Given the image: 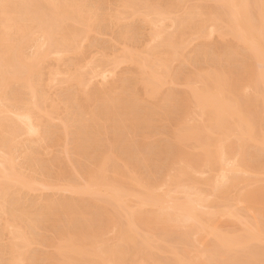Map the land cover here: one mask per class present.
I'll return each mask as SVG.
<instances>
[{
  "label": "bare ground",
  "instance_id": "1",
  "mask_svg": "<svg viewBox=\"0 0 264 264\" xmlns=\"http://www.w3.org/2000/svg\"><path fill=\"white\" fill-rule=\"evenodd\" d=\"M90 4L83 0H0V242L3 239L6 244L0 243V264H37V254H29L30 246L38 241L36 232L40 231L35 230L46 221L59 229L64 221L76 220L84 221L83 225L78 222L79 227L72 228V224H63L65 228L53 230L54 238L39 233L42 239L52 238L48 242L52 250L45 254L50 264H264V0H117L104 16ZM102 17L118 28L115 39L122 48L113 54L100 49L103 57L99 54L101 59L97 58V52L89 56L99 61L93 58L98 62H91L87 56L88 62L82 43L89 41L91 31H98ZM132 19H142L150 28L143 47L133 37ZM213 34L222 41H205L195 48L206 59L211 56L212 62L183 78L174 62L181 56L186 60V48L193 40H208ZM81 50L88 68L80 58ZM66 55H71V63L65 62L66 74L57 66L45 73L43 61L53 57L58 63ZM80 59L85 68L78 64ZM238 61H244L235 66L239 70L232 66ZM107 63L112 66L108 68ZM122 63L134 66L129 74L135 78L128 80L122 74L112 83L106 82ZM97 77L106 80V85L100 81L102 88L89 91L87 87ZM124 77L135 80L136 85L126 81L134 86L129 88ZM177 80L187 86L184 92L165 90L164 84ZM62 81L71 82L67 85L75 90L73 95L65 93L68 99L72 96L77 110L71 109L78 124L72 121L78 137L73 138L76 146L72 147L76 156L87 157L90 151L89 157L94 158L99 133L110 129L114 132V140L109 141L112 146L114 141L125 148L119 155L113 147L106 153L100 151V158L84 168L82 185L70 179L72 175L64 182L44 181L41 175L48 171L44 164L42 173L36 171V164L33 170L36 147L32 144L37 139H51L49 135L59 131L51 120L64 119L58 116L60 103L66 99L59 97V102L51 92ZM177 104L182 105V114L175 107L181 115L172 119L174 126L169 130L173 153L170 150L172 156L161 176L153 179L150 170L148 175L141 172L139 159L136 164L131 161L126 149L132 142L134 145L135 134L150 137L152 123L169 118ZM64 120L68 134L70 123ZM24 135L38 137L26 144ZM154 141L151 146L156 145ZM253 143L261 150L257 145L252 149L260 152L251 149ZM145 144L150 142L139 148ZM144 146L145 152L138 149L139 164L150 167L157 159L152 154L157 153ZM162 147L155 150L160 156ZM18 151L32 168L25 169L24 159L18 162ZM256 153L263 154L261 160L254 159ZM38 186L89 194L93 196L89 200L101 202L95 205L94 200L93 206L89 201L91 208L89 202L73 196L50 197L40 204V210L29 211V205L21 201L22 191L41 190Z\"/></svg>",
  "mask_w": 264,
  "mask_h": 264
},
{
  "label": "rangeland",
  "instance_id": "2",
  "mask_svg": "<svg viewBox=\"0 0 264 264\" xmlns=\"http://www.w3.org/2000/svg\"><path fill=\"white\" fill-rule=\"evenodd\" d=\"M84 2H86L87 3V6H88V4L89 3H91L90 4V6L91 5H94L95 3V1H96V5H94V6H96V7H98V8H100L99 10L97 9V12L99 13V12H101V14L104 16V12H106L107 13V11L109 10H111V9H114L115 8V3L117 2V0H83ZM195 2V1H194ZM206 1H204L203 3H205ZM190 4H192V1H191V3ZM206 4L207 5H212V4H214L212 1H207L206 2ZM215 5V4H214ZM214 5H212V6H214ZM103 12V13H102ZM101 15V16H102ZM106 15V14H105ZM107 17V16H106ZM104 18V17H102L101 19H100V22L98 23V27H97V30L98 31H91L90 32V38H89V41H86V40H88V39H86V40H84L83 42L84 43H82L84 46H83V50H84V52L86 53V58H87V56L89 57V58H91L92 56H89V55H95V53H97V55H95V56H97V58L99 57V59H101V54L103 53H101V51H100V53H99V50L100 49H103L102 51H106V52H108V53H111V54H113L114 52H116V50L119 48H122V43L120 42L119 43V40L118 39H115V38H118L119 37V30H118V28L116 27V26H114V24L110 21V19L109 18ZM128 19H126V21H127ZM129 21H131L130 22V28H131V30H133V32H135V33H133V37H134V39H135V41H138L139 40V46L140 45H144V43H145V39H146V36H147V34H148V30L150 29V28H148V24L145 22V21H142V19L140 20V19H132V20H129ZM128 21V22H129ZM122 22H124V20L122 21ZM133 23V24H132ZM144 23H146V24H144ZM133 25V26H132ZM145 26V27H144ZM112 28V29H111ZM134 28V29H133ZM143 28H144V30H143ZM145 28H147V29H145ZM135 29H137V30H135ZM115 30V31H114ZM117 30H118V32H117ZM146 33H145V32ZM144 32V33H143ZM141 33H143V34H141ZM141 35V36H140ZM137 36V37H136ZM143 36V37H142ZM145 36V37H144ZM89 37V36H88ZM143 39H142V38ZM137 39V40H136ZM208 40H193V42L192 43H190L189 44V46L186 48V56H188L187 58H186V60L185 59H183V58H185V57H183V56H181V57H183L182 59H181V57L179 58V59H181V60H179L178 59V61L176 60L175 62H174V64L173 65H175V67H177V68H179V70H181V74H183L182 76H183V78H184V74H187L188 73V75L189 74H191L192 72H194V71H197L199 68L201 69V68H203V67H205V66H207L208 65V63H210V62H212V59H210V57L208 58V59H206L204 56H203V54L201 55V53L199 54L198 52H196L195 51V48H197V46H200V45H202V43L203 42H208V43H218L219 41H222V39L220 38V37H218L216 34H213L211 37H210V39L209 38H207ZM91 40V41H90ZM118 40V41H117ZM119 43H117V42ZM201 41V42H200ZM198 43H200V44H198ZM121 44V45H120ZM140 47H143V46H140ZM85 48V49H84ZM29 50H33V47H31V49L29 48ZM115 50V51H114ZM197 50V49H196ZM117 51H119V50H117ZM191 51H192V53H191ZM105 52V53H106ZM195 54H194V53ZM81 54V57L80 56H77V57H80V58H84L83 59V61L80 59L79 61H78V64H80L79 62H81V64L82 65H84V68H85V66L87 65V63L88 62H98L99 61V59H97V58H95L94 56H93V58L94 59H96V60H98V61H96V60H94L93 58H91V59H89V58H87V60H88V62L86 63L85 62V55L83 56V54L84 53H82V50H81V52H80ZM99 54L101 55V56H99ZM107 54V53H106ZM79 55V54H78ZM108 55V54H107ZM195 55V56H194ZM68 56H71V55H66V56H64V59H61V61H59L58 63H57V61L58 60H55L53 57L51 58V57H49V59L50 60H48V59H46V60H48V61H43V65L42 66H44V67H42V68H44L43 70H45V73L46 72H48V71H50L51 72V70L52 69H55V67L56 68H60L61 69V71H63L64 69H66L65 71L67 72V65L68 64H70L71 62H69L68 61ZM83 56V57H82ZM72 57H75V56H73L72 55ZM103 57V56H102ZM242 56H240V58H241ZM199 58V59H198ZM54 59V60H53ZM237 59H239V57L237 58ZM86 60V61H87ZM194 60V61H193ZM240 60H242V58L240 59ZM244 60V59H243ZM65 62H68V64L66 63L65 64ZM85 63V64H83V63ZM239 62L240 63H243L244 61H238L235 65L233 64L232 66L236 69H241V67L240 66H238V67H235V66H237V64H239ZM80 64V65H81ZM96 64H98V63H95V64H93L94 66L96 65ZM108 64V63H107ZM180 64H181V67H179L180 66ZM257 66H258V68L259 67H262L261 66V64L258 62V64H257V62L255 63ZM54 65V66H53ZM81 65V66H82ZM255 65V66H256ZM51 66H53L54 68H51V69H49ZM72 66V65H71ZM78 66V65H77ZM76 65H75V68L77 67ZM97 66V65H96ZM112 66V65H111ZM111 66H109V64H108V68H110ZM119 66V67H118ZM117 67H115V71H114V73L116 72V70H117V73H113V74H110V75H108V78H106V82H111L112 80H117L119 77H121V76H124L125 74L126 75H128L127 77V79L128 80H133V78H135V77H132V75H130V74H132V73H130L129 72V70L131 71V69L134 67H132V64L131 63H122V64H120V65H118ZM132 68H131V67ZM231 66V67H232ZM256 66V67H257ZM89 66L87 65L86 66V68H88ZM232 67V68H233ZM58 68V69H59ZM68 68H69V66H68ZM73 68H74V64H73V66H72V70H73ZM114 68V67H113ZM183 68V69H182ZM59 69V70H60ZM96 69H100V67H97ZM128 70V71H127ZM182 70H184L185 71V73H184V71H182ZM192 70V71H191ZM65 71H63V73H65ZM123 72H126V73H123ZM63 73H61L62 74V76H61V74L59 75V77L60 78H62L63 79ZM130 73V74H129ZM48 74H50V73H47L46 75L48 76ZM66 74V73H65ZM64 74V77L66 78V75ZM122 74H124V75H122ZM181 74H180V77H181ZM126 75H125V77H126ZM110 76V77H109ZM124 77V78H125ZM132 79H131V78ZM179 77V78H180ZM64 78V79H65ZM98 78V80L99 81H97L96 79ZM97 78H94V83L93 82H91L90 84H91V86H90V84H89V86L88 87H90V88H88L87 87V89L89 90V91H91V90H95L96 89V87L97 88H102V84H103V86L104 85H106V82L104 81V80H102L100 77H97ZM116 78V79H115ZM130 78V79H129ZM178 78V79H179ZM127 79L125 78V84L129 87V85H130V87L132 88V87H134L133 86V84L134 85H136L135 84V80H134V82L133 81H127ZM96 80V81H95ZM93 81V80H92ZM100 81H104L105 82V84L104 83H100ZM129 82V83H131V82H133V84H132V86H131V84H128L127 82ZM182 81H183V79H182ZM114 82V81H113ZM67 83L68 84H71V82H64L63 83V81L60 83V84H57L56 86H55V88H52V94H53V92H54V95L53 96H55V95H57V97H58V99H59V102H61L60 100L61 99H63V101H65V99H66V102L68 101V103H69V106L73 103V99L71 100V95H70V101H69V99H68V94L67 93H71L72 95H73V91L75 92V90H74V88H73V86H70V85H67ZM112 83V82H111ZM93 84V85H92ZM101 84V85H100ZM109 84V83H108ZM67 85V86H66ZM166 85V86H165ZM16 86V87H15ZM14 86V89L16 88V90H17V88H19V87H17V85H15ZM126 86V87H127ZM164 86H165V88H167V89H165V90H168V89H170V90H174V91H176L177 93H179L178 92V90H180V91H183L184 92V90L185 89H187V86L185 85L184 86V83L183 82H181V81H179V80H177V82L175 83V84H169V83H167V84H164ZM164 86H163V88H164ZM129 87V88H130ZM68 88H70L69 89V91H68ZM72 88H73V90H72ZM137 88L140 90V91H142V86H141V84H140V87H139V83H138V85H137ZM66 89H67V91H66ZM86 89V90H87ZM16 90H13V91H16ZM20 90V89H19ZM70 90H72V92L70 91ZM93 90V91H94ZM163 91H164V89H162ZM162 91V92H163ZM20 92V91H19ZM65 92H67V93H65ZM13 94V93H12ZM75 94V93H74ZM81 96H82V94H80ZM143 95V94H142ZM81 96H79V97H81ZM56 97V98H57ZM61 99H60V98ZM143 97H144V95H143ZM158 98V97H157ZM157 98H151L150 100H153V101H155ZM66 102H64V104H63V102L62 103H60L61 105H63V106H61L60 107V109H61V111H59L60 112V116H58V118L59 117H61V116H63V118L65 119H62V117L60 118V119H62V120H64L65 122H67V120H69V119H67L68 117H65V115L66 116H69V118H70V120L71 121H69V122H67L70 126V130H69V133L67 134V133H65V131H64V129H63V121L61 120H59V119H53V120H51V124H54L55 123V125L54 126H57V127H59L58 129L57 128H55V130L57 129V130H61L60 132L59 131H57V132H59V134H55V133H57L56 131L55 132H53L52 134H50L49 135V137L51 138V139H49L48 137V139H37L36 141H37V144H36V142L34 143V144H32L33 146H31V147H36L34 150L36 151L35 152V158L37 159V162H36V159H35V161L33 160V163H34V165H33V170L34 169H36L37 168V172H39V171H41L40 169L42 168V166L44 167V165H45V170L48 172V174H46V173H44L43 175H41V177L43 178V177H45V178H43V180L44 179H47L49 182H54V181H56V182H62V180H63V182L66 180V178L68 177V179L70 178V176H71V178L70 179H72V180H75V182L77 181V182H80L81 183V185L82 184H84L85 183V178H84V176L86 175H84V173L83 172H85L86 173V170L90 167V166H92V164H94V163H90V162H92V161H97V159H99L100 158V156H101V154L102 153H100V151L102 152V150H103V152H105L106 153V151H108L109 150V148L110 147H113V148H111V149H114V151L116 152V153H118V151L120 152L121 151V153L123 152L122 151V149L123 148H119V147H121L120 146V144H118L117 145V142H116V144L114 143V141H113V145L114 146H112V144H111V139L112 140H114V135H112L114 132H112L111 131V129L110 130H106V131H108V132H105V131H103L102 132V130H101V132L102 133H99L100 134V136H98V140L99 141H97L98 143H94V145H96V147H94V146H92V147H94V148H92V150L94 149L95 151H93L92 152V150H91V152L93 153V155H94V153H95V155H94V158L92 157V155H91V157H89V155L91 154L90 153V151H89V155L87 156V157H81L82 158V161H81V158L80 157H78V155L76 156V152L74 151L75 149H73L72 147H74V146H76V143H75V140H77L78 139V137H77V134L75 133L74 134V132H76V128L73 126L74 124L72 123V121L75 123L76 122V119H75V116L76 115H73L72 116V112H71V109H74L75 111H77L75 108H76V106H74V103L71 105V106H73V107H69L70 108V111H69V113H70V115H67L66 114V111H65V107H67L66 105H68V103L67 104H65ZM64 105H65V107H64ZM175 107H181V109H182V105H180V104H177V106L175 105L174 107H173V110L170 112L169 111V115H170V117L169 118H164L162 121H160V123L158 122L159 120H160V118H158V116L156 117V118H158L157 120L158 121H156L157 123L156 124H153L152 123V130L153 131H151L152 133H150V137H148V138H144L142 135H141V132H140V134L139 133H137V134H139V135H137L136 136V134H135V136H136V139H135V136H134V145H133V142L131 143V149L129 148V145L127 146V151L129 150L130 151V155L132 156V157H130V159H131V161L133 160L134 161V163L137 161V159H139L137 162H138V164L137 165H140L141 167H140V169H142V171L141 172H143L144 171V174L146 173V171H147V173H148V171L150 170L152 173L150 174V171H149V177H151V178H153V177H155L156 178V175H158V176H161V173H163L164 171H163V169L165 170V168H166V164H168L167 162H166V160L167 159H169V161H170V157L172 156V153H173V144L171 143V141H172V137L170 136V134H169V130L171 129V128H173V122H175L174 120L172 121V119H174L175 117H176V115H179L177 112H178V110L180 109H178L177 111H175L177 108H175ZM64 108V109H63ZM68 108V107H67ZM68 108V109H69ZM181 109L179 110L180 112H181V114H182V111H181ZM63 110H64V112H63ZM73 110V111H74ZM74 111V112H75ZM78 112H79V110H78ZM174 112H176V113H174ZM62 113L64 114V115H62ZM168 113V112H167ZM74 114V113H73ZM75 114H77L76 112H75ZM175 115V116H172L171 117V115ZM180 114V115H181ZM165 115L167 116V114L165 113ZM164 115V116H165ZM179 115V116H180ZM72 116V117H71ZM178 116V117H179ZM73 120H72V119ZM67 119V120H66ZM177 119V118H176ZM75 120V121H74ZM52 121H53V123H52ZM155 123V122H154ZM77 124V122L75 123V126H77L76 125ZM153 125H155V126H153ZM61 127V128H60ZM157 127V128H156ZM54 129V128H53ZM73 129H75L74 130V132H73ZM172 130V129H171ZM62 132H64L63 134H62ZM105 133H107V134H105ZM109 133V134H108ZM111 134V135H110ZM52 135V136H51ZM73 135V136H72ZM34 136V135H33ZM33 136H30V138L32 137L33 138ZM36 137H38V135H35ZM34 136V138L33 139H36V137ZM68 136V137H67ZM77 138H76V137ZM107 136V137H106ZM113 136V138H111ZM144 138H142V137ZM72 137V138H71ZM75 137V140L73 139ZM102 137H103V139H102ZM25 138V139H24ZM24 140L26 141V138H27V142H26V144L28 143V142H30L31 143V141H30V138H28V137H26L25 135H24ZM32 138H31V140H32ZM66 140H65V139ZM99 138H101V139H99ZM41 140V141H40ZM103 140H105V141H103ZM155 140V141H154ZM24 141V142H25ZM38 141H40V142H38ZM66 141V142H65ZM109 141H111V142H109ZM146 141V143L147 142H150V145L148 146V144H145V146L144 145H142V146H144V149H147V147H146V145L150 148V146H151V141H152V144H153V141L156 143V145H152L151 146V148L150 149H152L153 150V152H155V153H157V155L156 154H152L153 152H152V150H151V152H150V150H149V153H151L152 155H153V157H154V161H155V158H157L156 159V164L155 165H153V163H155V162H153L152 163V166H150V167H145L143 164H139L140 162H141V160H140V156L138 155V153L140 152V151H142V152H145V150L143 151V148H142V146H140V148H139V144L141 145V143H144ZM157 141V142H156ZM68 142V143H67ZM70 142V143H69ZM77 142V141H76ZM102 142V143H101ZM109 142V143H108ZM139 142V143H138ZM141 142V143H140ZM74 143H75V145H74ZM159 143H160V145L161 146H163L161 149H163V150H165L166 149V146H167V149H169L168 151L166 150L165 152L163 151V150H161L162 152H163V154L160 156L158 153H160L161 154V152H159V151H155V150H157L159 147H160V145H159ZM173 143H174V141H173ZM107 144V145H106ZM111 146H110V145ZM136 144V145H135ZM157 144H158V148L157 149H155L156 147H154V146H157ZM29 145V144H28ZM35 145V146H34ZM93 145V144H92ZM132 145H133V147H132ZM255 145H257V144H255V143H253V146L251 145V149H252V147L254 148V149H256V146ZM25 146V145H24ZM118 148H117V147ZM124 145H122V147H123ZM171 146V149L169 148ZM258 146V145H257ZM68 147H69V149H70V151L68 150ZM115 147V148H114ZM135 147V148H134ZM146 147V148H145ZM259 147V149L261 150V147L260 146H258ZM23 147H21L20 148V152H21V149H22ZM102 148V149H101ZM132 148H133V151H132V154H131V150H132ZM38 149V150H37ZM101 149V150H100ZM125 149V148H124ZM123 149V150H124ZM135 149V150H134ZM138 149H139V152H138ZM141 149V150H140ZM254 149H252V150H254ZM258 149V148H257ZM258 149V150H259ZM23 150V149H22ZM137 150V151H136ZM170 150H172L171 152L172 153H169L170 152ZM257 150V151H258ZM260 150H259V152H260ZM73 151V152H72ZM135 151V152H134ZM147 152H148V150H146ZM254 151H256V150H254ZM256 151V152H257ZM19 152V151H18ZM20 152L18 153L19 155H18V162L19 163H21L20 161L21 160H23L22 162L23 163H25L24 164V166H26V164H27V166L25 167V169L27 168L28 169V165H29V167H31L30 166V164L29 163H27L26 161H25V158H23L22 159V156L23 155H21L20 154ZM74 152H75V154H74ZM97 152H98V154L100 153V155L98 156V154H97ZM146 152V154H148ZM22 153V152H21ZM39 153V154H38ZM120 153V154H121ZM74 154V155H73ZM136 154H137V156H136ZM170 154V155H169ZM257 154L259 155L258 157H256L257 156ZM21 155V156H20ZM97 155V156H96ZM118 155H119V153H118ZM152 155H150V157L152 158ZM156 155V156H155ZM20 156V157H19ZM38 156V157H37ZM98 157V158H96V157ZM122 156L123 157H126L127 155H125L124 156V153L122 154ZM160 156V157H159ZM169 156V157H168ZM256 156H255V160L257 161V159H259V160H261L262 159V157H263V154L262 153H256ZM57 157V158H56ZM134 157V158H133ZM139 157V158H138ZM168 157V158H167ZM54 158H56V159H54ZM71 158V159H70ZM78 160H77V159ZM84 158V159H83ZM133 158V159H132ZM159 158V159H158ZM20 159V160H19ZM38 159H39V161H38ZM74 160V159H76V160H74V161H71V160ZM79 159H80V162L81 163H79ZM96 159V160H95ZM153 159V158H152ZM88 160V161H87ZM164 160V161H163ZM258 160V161H259ZM78 161V162H77ZM160 161V162H159ZM168 161V162H169ZM73 162V163H72ZM136 162V163H137ZM23 163H22V165H23ZM32 163V162H31ZM40 163V164H39ZM76 163V164H75ZM135 163V164H136ZM142 163V162H141ZM35 164L37 165L36 166V168L34 167L35 166ZM42 164V165H41ZM44 164V165H43ZM84 164V165H83ZM91 164V165H90ZM21 165V166H22ZM39 165V166H38ZM46 165H47V167H46ZM77 165V166H76ZM88 165H89V167H88ZM166 165V166H165ZM23 166V167H24ZM88 168H87V167ZM154 166V167H153ZM162 166V167H161ZM41 167V168H40ZM79 167H80V169H79ZM83 167V168H82ZM32 168V167H31ZM39 168V169H38ZM76 168V169H75ZM84 168L86 169V170H84ZM152 168V169H151ZM160 170H159V169ZM162 168V169H161ZM44 169H42V170H44ZM60 169H61V171H60ZM145 169V170H144ZM148 169V170H147ZM39 170V171H38ZM62 170H63V172H62ZM153 170V171H152ZM36 171H33L34 173H36ZM50 171V172H49ZM156 171H158V172H156ZM26 172H30V171H26ZM43 172H45V171H43ZM77 172V173H76ZM78 172H80V173H78ZM39 173H42V171L41 172H39ZM68 173H70V174H68ZM146 173V175H148ZM153 173H154V175H153ZM66 174H68V176L66 175ZM79 174V175H78ZM160 174V175H159ZM206 174H208V173H206ZM35 175V177L36 178H38V174H34ZM48 177H47V176ZM66 175V176H65ZM151 175V176H150ZM81 176V177H80ZM153 176V177H152ZM157 176V177H158ZM201 176H203V177H205L206 175L205 174H201ZM208 176V175H207ZM40 176H39V178H41ZM84 180H83V179ZM154 179V178H153ZM41 180V179H40ZM46 180V181H47ZM45 181V180H44ZM79 183V184H80ZM39 188H42V187H40V186H38ZM39 188H37V189H39ZM43 189V188H42ZM36 190V191H34V190H29L28 191V189H25L24 191H22V195H21V201L22 202H24L26 205H27V207H28V205H29V211H33V212H35L36 210L38 211V210H40V208H39V206H40V204H41V206H42V204L45 202V200L46 199H55V198H58V199H61L62 197L63 198H65V196L67 197L68 196V198L70 197V198H73L74 197V199H76V200H82V202L84 201V202H89V201H91V202H93L92 204H93V206H94V200H96V199H94V200H89L91 197H93V196H88L87 194H83L84 196H82L81 194H79V193H72V192H67V191H61V190H57V189H51V188H45V189H43V190ZM27 190V191H26ZM55 190V191H54ZM71 193V194H70ZM78 194V195H77ZM79 195H81V196H79ZM86 195H87V198L85 199L84 197H86ZM49 196V197H48ZM73 196V197H72ZM79 197V199H78V197ZM51 197V198H50ZM60 197V198H59ZM76 197V198H75ZM81 197V198H80ZM89 197V198H88ZM44 198V199H43ZM46 198V199H45ZM85 200H84V199ZM95 198V197H94ZM42 200V201H41ZM44 200V201H43ZM28 201V202H27ZM37 201H39V202H37ZM97 202L95 203V205L96 204H98V203H100L101 201L99 200V202H98V199L96 200ZM41 202V203H40ZM83 202V203H84ZM91 202H89V204L88 203H86V204H88L89 206H91V208H94L90 203ZM24 204V205H25ZM86 204H84V205H86ZM40 206V207H41ZM88 206V207H89ZM90 208V209H91ZM63 220V219H62ZM45 221V220H44ZM44 221L42 222V224L44 223ZM64 221V220H63ZM62 221V222H63ZM77 221V220H76ZM73 221V223H67L66 221H64V222H66V223H64L63 222V224L64 225H67L68 224V226L70 225L71 226V224H72V228L74 227V226H78L79 227V225L81 226V225H83V223H84V221H80L81 222V224H79L78 225V222L79 221ZM0 222H1V220H0ZM79 222V223H80ZM47 223V224H46ZM50 223V222H49ZM47 221L43 224V225H40L41 226V228H37L36 230H35V232L36 231H40L39 233H45V238H48V237H53V236H55L56 235V231L54 232L53 230H56L57 228H56V226L54 227H52V226H50L51 224H49ZM60 224H62V223H60ZM63 224H62V228H65V227H63ZM49 225V226H48ZM43 226V227H42ZM46 226V227H45ZM60 225H57V227H59ZM48 227V228H47ZM61 227V226H60ZM59 227V229L61 230L62 228H60ZM67 227V226H66ZM78 227H76V228H78ZM54 228V229H53ZM76 228H74V229H76ZM59 229H57V230H59ZM51 230L53 231V232H51ZM39 233H37L36 232V234H38V241L37 242H35L34 244H32L31 246H30V249H29V254H32L33 252V254L32 255H34L33 257H35L36 256V254H37V257H35L36 259H40V261H37L38 263L37 264H50V262H49V259H48V257L46 258V256L47 255H49V251H51L52 250V245L50 246L49 244H48V242L50 243V239H52V238H49V239H46L47 240V242H46V240H45V238L44 239H42L41 237L43 236V234L41 233V237H40V235H39ZM54 233V234H53ZM53 236H52V235ZM5 236H8V234H6ZM39 237L41 238V241H43L42 243H40L41 241H40V239H39ZM3 238H5V237H3ZM8 238V237H7ZM54 238V237H53ZM2 240L3 239H1V242L0 243H3L2 242ZM50 240V241H49ZM6 241V240H5ZM40 241V242H39ZM7 242V241H6ZM3 244H5V243H3ZM6 245V244H5ZM1 247H3V248H5V246H1ZM37 252V253H36ZM46 253H48L46 256H45V254ZM6 254H4V256L3 257H8V255L7 256H5ZM40 256H42L41 258H40ZM39 257V258H38Z\"/></svg>",
  "mask_w": 264,
  "mask_h": 264
}]
</instances>
